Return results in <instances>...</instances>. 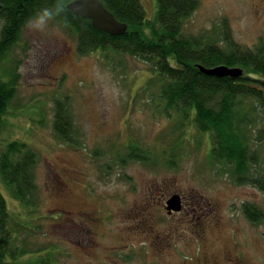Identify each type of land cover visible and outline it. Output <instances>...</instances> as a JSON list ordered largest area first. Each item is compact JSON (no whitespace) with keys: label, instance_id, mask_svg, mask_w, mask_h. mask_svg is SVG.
Masks as SVG:
<instances>
[{"label":"rangeland","instance_id":"374dc122","mask_svg":"<svg viewBox=\"0 0 264 264\" xmlns=\"http://www.w3.org/2000/svg\"><path fill=\"white\" fill-rule=\"evenodd\" d=\"M199 1L185 23L187 35L218 39L227 22L237 43L254 47L264 41V0ZM141 2L154 21L157 0ZM29 21L2 64L14 68L18 78L0 134V155L16 139L39 154L38 212L26 215L33 208L23 209L0 180L15 221L11 228L18 240L13 245L34 249L21 262L49 257L52 261L43 258L41 264H197L209 257L215 264H264V221L253 224L242 211L250 202L264 212V193L237 184L227 167L212 161L208 134H184L188 127L181 129L177 118L160 106L157 72L112 50L81 56L71 28L52 17L42 28ZM61 100L82 139L80 148L55 135ZM253 102L247 100L246 106ZM258 118V128L264 130V111ZM135 142L155 152L157 169L135 161L118 164L116 155H124ZM178 144H183L178 150L182 156L173 168L164 154H177ZM259 151L258 172L264 174V140ZM174 193L184 196L185 208L164 218L163 203ZM206 200L212 205L205 206ZM29 219L30 228L21 225ZM144 219L153 233L172 235L167 252H157L143 235L137 222Z\"/></svg>","mask_w":264,"mask_h":264},{"label":"trees","instance_id":"16d2710c","mask_svg":"<svg viewBox=\"0 0 264 264\" xmlns=\"http://www.w3.org/2000/svg\"><path fill=\"white\" fill-rule=\"evenodd\" d=\"M73 1L0 0V134L6 127L7 110L16 95L18 78L14 68L3 69L2 64L20 40L23 26L37 11L59 3L62 7L52 18L75 32L79 55L112 50L150 65L162 81L158 90L160 106L169 116L177 118L181 129L188 127L184 134L190 135L193 130L208 134L212 161L227 167L237 184L251 185L264 193V174L258 172L259 145L264 140V130L258 128V117L264 111V41L254 47L237 43L227 22L219 30L222 36L218 39L187 35L185 23L199 8V0H157L154 21L147 18L141 0H101L117 20L128 25L120 36L98 30L90 19L72 12L68 6ZM222 65L241 68L243 75L218 78L200 69ZM249 99L254 102L246 106ZM66 104L65 100L57 101L54 132L62 143L80 148L82 139ZM182 145L174 146L177 152ZM125 148L124 155H116L119 165L135 161L158 168L160 162L150 147L135 142ZM164 155L173 168L182 156L179 152ZM38 162L39 154L19 139L7 142L0 155V180L23 209L33 208L26 215L36 213L39 207L35 173ZM242 211L253 224L264 221L263 210L253 203H244ZM12 221L6 198L0 191V264H24L22 256L34 250L13 245L18 239L12 231ZM30 221L19 224L30 228L27 225ZM43 258L37 262L27 260L25 264H41L49 257Z\"/></svg>","mask_w":264,"mask_h":264},{"label":"water","instance_id":"95a60500","mask_svg":"<svg viewBox=\"0 0 264 264\" xmlns=\"http://www.w3.org/2000/svg\"><path fill=\"white\" fill-rule=\"evenodd\" d=\"M68 7L80 17L90 19L96 29L112 36L123 35L128 29V25L117 20L101 0H75ZM200 69L203 73L218 78H237L243 75V69L230 68L224 65L213 68L200 66ZM181 208V196L179 194L173 195L167 202V211H180Z\"/></svg>","mask_w":264,"mask_h":264},{"label":"flooded vegetation","instance_id":"af4514ba","mask_svg":"<svg viewBox=\"0 0 264 264\" xmlns=\"http://www.w3.org/2000/svg\"><path fill=\"white\" fill-rule=\"evenodd\" d=\"M173 195H176V194L174 193V194H172V196ZM179 195L181 196V202H182L181 210L180 211H172V212L167 211V209H166L167 202L172 197L171 196L167 201L165 200L166 202L164 201L165 204L163 203V207H164V210H165L164 218L174 217V216L178 215L179 213H181L184 210V208H185V198H184V196L181 193ZM201 198L205 199L204 197H201ZM204 204H205V206H211L212 205L210 200H206V202ZM152 216L153 215H149V219ZM149 219H144L143 222H141V221L139 222L138 221L137 225L142 231H144L146 233V234H143V235H145L148 238L150 243H155L154 244L155 250L157 252H160L161 254H163L164 252H167L169 250V248L171 247V245L169 243V240L172 238V235L170 233H168V232L161 233L160 235H157L156 233H153L152 232V230H153L152 226L150 224H147ZM205 231L206 230H205L204 227L200 228L199 235L201 237H203ZM151 236H153V237L151 238ZM192 264H193V262H192ZM197 264H215V261L213 263L211 261V258L206 257V258H202Z\"/></svg>","mask_w":264,"mask_h":264},{"label":"clouds","instance_id":"9594fccd","mask_svg":"<svg viewBox=\"0 0 264 264\" xmlns=\"http://www.w3.org/2000/svg\"><path fill=\"white\" fill-rule=\"evenodd\" d=\"M62 6L57 3L55 7H45L37 11V13L29 21L33 27L42 28L46 21L55 15Z\"/></svg>","mask_w":264,"mask_h":264}]
</instances>
